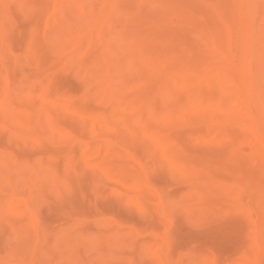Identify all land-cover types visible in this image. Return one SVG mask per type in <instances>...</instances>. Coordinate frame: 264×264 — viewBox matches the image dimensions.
<instances>
[{
	"label": "rangeland",
	"instance_id": "obj_1",
	"mask_svg": "<svg viewBox=\"0 0 264 264\" xmlns=\"http://www.w3.org/2000/svg\"><path fill=\"white\" fill-rule=\"evenodd\" d=\"M209 1L79 0L83 16L104 8L115 24L78 48L61 35L57 0H0V264H247L264 230V162L251 144L264 153V84L236 103L242 137L227 135L182 86L137 70L133 55L150 44L127 25L129 4L163 10L137 32L151 30L163 75L185 81L198 76L184 59ZM220 1L242 4L254 32L252 44L226 38L230 60L244 57L243 76L264 71V0ZM182 4L198 12L179 16ZM107 84L114 99H98Z\"/></svg>",
	"mask_w": 264,
	"mask_h": 264
},
{
	"label": "bare ground",
	"instance_id": "obj_2",
	"mask_svg": "<svg viewBox=\"0 0 264 264\" xmlns=\"http://www.w3.org/2000/svg\"><path fill=\"white\" fill-rule=\"evenodd\" d=\"M150 1L153 2V0ZM154 1L162 3L164 0ZM189 6L180 5L177 9L178 15L183 16L191 11L198 12L194 7L191 10ZM53 8L55 11L59 10L63 21V24L59 25L61 35L68 37L69 43L78 46V48L79 41L89 46L94 41L104 40L107 35H105L106 26L111 28L109 32L113 31L115 22L111 19L109 13L103 10L104 8L101 9L104 13L99 12V9H93L91 12L89 10L86 16H83L82 10H79V0H57V3L53 4ZM244 9L239 2L231 4L220 0L209 1L207 5L199 7V11L208 16L209 22L203 26L206 32L198 40L197 54L192 55L189 53L184 59L185 68L198 76H190L185 81H180L177 78H168L163 75L162 69L159 67L163 55L159 51L157 40L151 38V30L148 29L144 35L137 32L141 27L139 26L140 23H149L156 15L163 17L164 11L154 13L145 10L138 3H132L126 7L129 16L128 28L136 32L130 38L137 43L147 42L150 44L148 50L143 53L132 49L130 53L132 55L133 52L137 51L133 55L137 57L134 63L137 70L139 69L140 73L143 74L145 70L151 73V76L159 85L169 82L167 85L173 84L175 88L182 86L185 90V95L181 96L184 97L183 100H186L192 108L207 112L210 121L219 124L226 123L230 129L227 135L233 134L237 137H242V131L246 128L238 121L245 117L247 113L245 114V111L238 109L236 103L243 96L248 99L252 98L258 92L257 88L264 84V71L256 70L252 75L243 76L239 73V70L246 65L244 57H240L236 62H233L228 56L231 49L230 42L226 38L232 32H237L241 41L247 44L253 43L254 32L248 29L245 24L246 10L244 12ZM126 51L128 52V50ZM99 60L104 65L101 72L106 70L104 77L108 78V71L105 68L106 56L100 57ZM262 61H264V56ZM262 61L258 57V62L262 63ZM218 69L219 73L214 74V71ZM228 82L233 83L235 94L226 93L224 85ZM106 86L104 95L99 94L97 96L96 94V97L103 101L112 100L115 95L110 85L107 84ZM261 140H264V132ZM251 144L254 148L253 156L264 162V153L253 142ZM148 259L147 264H167L166 261L157 259L153 255H150ZM247 264H264V230L254 229L253 246Z\"/></svg>",
	"mask_w": 264,
	"mask_h": 264
}]
</instances>
